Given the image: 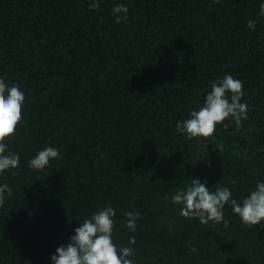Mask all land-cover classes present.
<instances>
[{
    "label": "trees",
    "instance_id": "16d2710c",
    "mask_svg": "<svg viewBox=\"0 0 264 264\" xmlns=\"http://www.w3.org/2000/svg\"><path fill=\"white\" fill-rule=\"evenodd\" d=\"M261 4L0 0V80L25 95L4 141L20 163L0 173L12 189L0 206V264H53L106 207L115 210L113 243L132 247L134 264H264V221L245 225L226 204L228 227L202 224L172 201L191 179L210 192L228 187L241 204L264 182ZM117 5L128 7L126 21L117 22ZM228 74L243 82L241 126L229 118L208 138L177 132ZM47 147L60 158L30 168ZM129 212L140 213L135 231Z\"/></svg>",
    "mask_w": 264,
    "mask_h": 264
},
{
    "label": "clouds",
    "instance_id": "9594fccd",
    "mask_svg": "<svg viewBox=\"0 0 264 264\" xmlns=\"http://www.w3.org/2000/svg\"><path fill=\"white\" fill-rule=\"evenodd\" d=\"M92 9H98L99 4L93 2ZM128 7L117 5L113 8L117 22L127 20ZM260 14L264 16V4H261ZM249 28H255V22L249 21ZM230 94V99H229ZM244 95L243 82L234 79L232 75H225L219 81H213L211 91L206 95L204 106L198 111H191L190 118L176 125V131L186 133L188 138L211 137L218 124L232 118L237 128L241 121L247 119L248 105L241 103ZM25 100L24 93L16 85L6 89L3 80H0V173L5 170L19 167L20 158L17 154L8 152L4 141L15 135L16 129L22 120V107ZM228 127L227 124L224 125ZM60 153L53 147H47L37 153L35 158L29 161V167L42 170L51 159H59ZM5 192L12 195V189L4 184L0 186V206L5 202ZM167 199V197H166ZM172 201L183 204L180 215L185 218H198L200 223L208 224L223 222L228 227V221L224 219V207L230 204L232 211L238 214L245 225L255 226L264 221V182H258L255 190L239 203L232 198L228 187L218 188L210 192L209 188L198 179H191V185L186 191H178ZM127 216L126 227L135 231L136 219L139 212L125 213ZM115 210L106 207L99 210L90 219H85L81 226L75 229V235L65 247L56 249V254L51 257L53 264H134L130 258L134 255L132 247L117 249L113 243L112 234L114 228ZM130 244H135L132 237ZM195 251V249H192Z\"/></svg>",
    "mask_w": 264,
    "mask_h": 264
}]
</instances>
